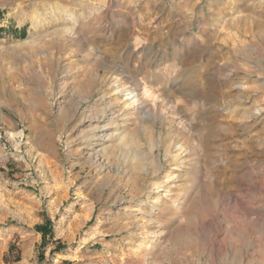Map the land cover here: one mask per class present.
<instances>
[{
	"label": "rangeland",
	"instance_id": "1",
	"mask_svg": "<svg viewBox=\"0 0 264 264\" xmlns=\"http://www.w3.org/2000/svg\"><path fill=\"white\" fill-rule=\"evenodd\" d=\"M0 27V264H264V0H0Z\"/></svg>",
	"mask_w": 264,
	"mask_h": 264
},
{
	"label": "trees",
	"instance_id": "2",
	"mask_svg": "<svg viewBox=\"0 0 264 264\" xmlns=\"http://www.w3.org/2000/svg\"><path fill=\"white\" fill-rule=\"evenodd\" d=\"M2 30V27H0V31ZM37 231L40 232L42 242H47L49 241L50 237L52 236V230L50 227V223H45L44 225H37L36 226ZM65 245L61 244L60 242L57 243L56 245V250H59L60 248L64 247Z\"/></svg>",
	"mask_w": 264,
	"mask_h": 264
}]
</instances>
